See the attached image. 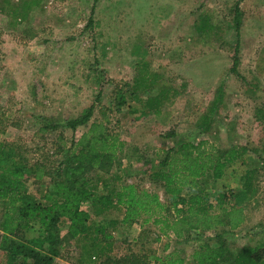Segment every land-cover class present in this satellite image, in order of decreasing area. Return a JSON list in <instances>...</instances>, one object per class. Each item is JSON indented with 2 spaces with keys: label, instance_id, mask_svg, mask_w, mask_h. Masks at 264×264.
Here are the masks:
<instances>
[{
  "label": "rangeland",
  "instance_id": "374dc122",
  "mask_svg": "<svg viewBox=\"0 0 264 264\" xmlns=\"http://www.w3.org/2000/svg\"><path fill=\"white\" fill-rule=\"evenodd\" d=\"M236 8L242 25L234 72ZM142 68L158 75L150 93L156 95L165 86L175 91L163 99L159 114L146 109L147 92L131 96ZM122 95L125 103L117 110ZM91 106L93 119L103 120L126 142L119 167L91 173L96 193L107 194V184L113 188L133 183L166 202L164 188L150 178L151 167L163 155L158 149H168L180 139H207L220 150L243 147L221 178L208 174L201 179V188L211 199L220 192H240L247 171L256 169L255 194L244 204L246 221L223 238L234 254L264 244V0H0L3 139L37 161L52 154L57 138L39 130V118L61 122ZM205 114L212 117L209 130L203 128ZM85 129L66 130L64 135L70 140ZM171 131L176 132L174 137H163ZM139 155L144 159L137 160ZM116 174L121 179L114 181ZM46 182L32 178L26 193L39 201ZM83 208L89 224L124 217L118 209L95 215L89 203ZM143 217L111 230L114 255L154 250L159 256L176 253L185 264H194L192 254L203 238L220 240L216 236L221 229L186 239L166 236L152 222L143 223ZM41 230L33 223L23 236L36 237ZM60 231L63 248L53 264H79L84 239L77 244L81 238H70L66 226ZM6 253L0 247V264ZM86 263L82 257L81 264Z\"/></svg>",
  "mask_w": 264,
  "mask_h": 264
},
{
  "label": "trees",
  "instance_id": "16d2710c",
  "mask_svg": "<svg viewBox=\"0 0 264 264\" xmlns=\"http://www.w3.org/2000/svg\"><path fill=\"white\" fill-rule=\"evenodd\" d=\"M241 25V11L236 8L234 26L238 40L232 67L234 72H237L239 63L236 56ZM141 71L131 96L138 98L140 91L147 92L146 109L159 114L163 99L168 100L170 92L174 94L175 91L165 86L153 95L150 92L155 90L158 75L146 68ZM218 100L213 102L214 109ZM124 103L122 95L116 102L117 110ZM93 114L94 107L91 106L80 115L61 122L40 117L39 130L54 133L57 138L53 139L51 157L37 161L24 155L18 145L3 139L4 131L0 129V247L7 252L3 264H53L63 248L58 232L62 226L67 227L70 238H81L77 244L84 239L83 246L86 247L79 264L82 257H85L86 264H185L186 259L176 253L159 256L154 250L114 255L115 241L111 230H115L118 224L132 223L142 216L145 218L143 223L152 222L159 226L163 235L172 234L177 239L221 229L216 236L220 239L217 243H212L210 237L203 238L192 254L194 264H222L221 261L225 264H264V244L257 248L246 247L234 254L223 238L225 233L234 231L246 221L245 206L255 194L257 170L247 171L245 189L240 192H220L211 199L201 188L204 176L211 174L214 179L221 178L225 167L237 160L245 148L220 150L207 139L197 142L180 139L168 149H158L163 155L150 169L151 180L162 186L167 194L166 202L133 183L113 188L107 184V194H98L92 186L91 173H110L114 164L119 167V156L124 152L126 142L109 131L103 120L93 119ZM203 119V128L209 130L212 117L205 114ZM81 126L86 129L80 136L66 139V130L75 133ZM175 135L176 132L171 131L163 137ZM261 152L264 153V141ZM143 159L142 155L137 157V160ZM32 178L40 181L47 179L39 201L26 193V183ZM119 179L118 174L113 177L114 181ZM86 203L95 215L118 209L124 211V217L121 221L89 224V213L83 208ZM33 223H39L42 230L36 237L25 238L24 232L30 230ZM158 240L160 236L155 239ZM87 245L90 249L86 251ZM92 257L101 260L93 262Z\"/></svg>",
  "mask_w": 264,
  "mask_h": 264
}]
</instances>
